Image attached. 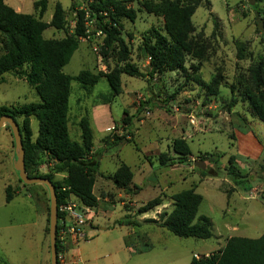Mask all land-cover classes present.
Listing matches in <instances>:
<instances>
[{
    "label": "rangeland",
    "instance_id": "374dc122",
    "mask_svg": "<svg viewBox=\"0 0 264 264\" xmlns=\"http://www.w3.org/2000/svg\"><path fill=\"white\" fill-rule=\"evenodd\" d=\"M36 1L7 0V4L19 13L38 16ZM143 1L138 0L132 6L137 11L134 22L121 19L120 37L128 47L129 62L146 76L122 75L121 93L111 99L106 79L94 87L72 82L70 138L81 142L79 123L88 119L94 147L104 152L94 187L101 198L92 216L94 231L88 232V240L79 246L83 264H191L193 254L218 253L233 237L258 239L264 235V123L252 115L250 103L245 99L246 89L251 87L250 69L264 59V34L258 23L263 22L264 26V2L254 0L251 7L249 0H202L192 18L193 55L187 57L186 70L151 77L149 58L143 51L144 38L152 29L162 34L165 30L162 18L141 7ZM58 3L66 13L67 31L72 33L75 10L86 11V0H48L43 21L51 22ZM86 21L88 38L82 40L64 73L72 77L82 71L109 74L123 67L118 59L119 46L113 44L104 58L105 35H99V25L88 13ZM65 36V31L54 28L44 33L51 40ZM241 45L246 53L242 61L237 58ZM233 97L236 106H231ZM40 102L37 92L20 74L7 75L0 85V107ZM22 121L19 118L20 124ZM6 127L7 132L0 133V263L42 264L44 224L45 244L50 253L49 231L46 232L50 227L49 190L43 185L25 187L21 182L15 170L14 138L9 125ZM31 128L35 140L39 131L36 118L31 119ZM238 132L251 133L256 139L261 147L256 158H248L238 147ZM176 140H185L191 149L183 164L173 149ZM250 148L254 150L253 145H247ZM163 154L174 159L175 165L161 166L159 158ZM231 161L247 176L242 186H236L227 173ZM42 162L39 168L31 170L32 175L49 173L51 163L45 156ZM195 162L205 163L204 171L209 174L203 176ZM121 163L133 172V185L139 187L136 194L127 195L118 189L113 175L108 174L116 172L115 166ZM8 186L20 192L11 203L6 202ZM191 188L204 197L198 218L206 216L212 221L214 235L210 240L179 238L145 222L170 213L173 195ZM155 198L162 199L161 207L136 216L138 209ZM126 219H137L143 223L142 227L134 230L118 224ZM130 231L132 235L136 233L132 238L140 245L138 249L127 247L125 237Z\"/></svg>",
    "mask_w": 264,
    "mask_h": 264
},
{
    "label": "trees",
    "instance_id": "16d2710c",
    "mask_svg": "<svg viewBox=\"0 0 264 264\" xmlns=\"http://www.w3.org/2000/svg\"><path fill=\"white\" fill-rule=\"evenodd\" d=\"M138 0H86V11L75 10V27L72 33L67 31L66 13L61 4L55 5L51 22L43 21L48 9V0H38L34 8L39 15L18 13L0 0V84L9 74H20L27 84L40 97V103H30L20 107H0V118L9 116L20 125L25 149L26 172L30 178L49 179L57 193L58 209L75 197L85 207L97 209L100 201L94 194V187L99 175L100 158L103 151L93 152L94 133L91 122L83 118L80 123L81 142L72 141L69 133L70 97L72 82H79L84 87H94L106 79L111 88L110 99L121 93V76L128 75L143 78L146 75L129 62V51L121 36V19L136 20L137 11L132 8ZM263 3L264 0H257ZM202 0H145L141 7L163 19L165 34L152 29L144 38L143 51L149 58V76L166 72H184L187 57L193 55L191 36L195 32L192 18L200 7ZM257 10V6L255 7ZM87 13L97 21L105 35L102 54L107 58L111 46H119L118 59L123 67L115 68L109 74H93L82 71L72 77L64 73L83 39L88 38L86 27ZM264 21V20H263ZM54 28L65 31L61 40L44 37L46 30ZM237 58H246L245 48H238ZM251 87L246 89V101H249L252 115L264 123V59L250 69ZM233 97L231 106H236ZM19 118H23L20 124ZM31 118L39 122L38 136L33 140ZM128 122V121H125ZM127 124V123H126ZM9 128V127H8ZM120 141L121 139H118ZM113 146L116 143L111 144ZM108 146H110L108 144ZM107 146V147H108ZM112 146V147H113ZM106 147V148H107ZM174 152L179 156V163L186 162L191 149L185 140H176ZM43 156L51 163L48 174H31L32 169L44 163ZM160 165H175L174 159L165 154L159 158ZM47 162V163H48ZM227 168L228 175L236 186H242L247 179L240 173L232 161ZM46 164V163H45ZM207 171H202L207 176ZM62 176L61 180L55 179ZM241 178L236 181L235 178ZM115 186L127 195L136 194L139 187L133 185L134 175L130 167L121 163L112 177ZM245 180V181H244ZM22 182V181H21ZM25 186V185H24ZM39 186V185H32ZM28 187V186H25ZM10 186L6 188V202L11 203L17 196ZM173 210L162 213L159 220H146L165 229L172 235L183 239L210 240L214 233L212 221L206 217L198 218L204 197L194 188L179 192L172 197ZM163 205L161 198L149 201L137 210L140 217L155 211ZM60 227L65 218L58 211ZM120 226L139 229L142 222L135 220L119 221ZM49 229H46V232ZM59 252V246L57 247ZM213 260L204 264H264V235L258 239L233 237ZM191 264H194L192 260Z\"/></svg>",
    "mask_w": 264,
    "mask_h": 264
},
{
    "label": "built area",
    "instance_id": "2783aa9c",
    "mask_svg": "<svg viewBox=\"0 0 264 264\" xmlns=\"http://www.w3.org/2000/svg\"><path fill=\"white\" fill-rule=\"evenodd\" d=\"M101 34L103 33L100 32L99 35ZM58 211L65 218L60 221V227L57 229L58 264H83L79 259L72 260L69 253L72 249L79 247L82 242L88 240V232L80 228V226L87 227L92 225L94 210L83 206L78 200H70L65 205H62ZM69 218L72 219L71 222L68 221ZM220 251L218 253H195L192 260L194 264H204L213 260L216 255H221Z\"/></svg>",
    "mask_w": 264,
    "mask_h": 264
},
{
    "label": "water",
    "instance_id": "95a60500",
    "mask_svg": "<svg viewBox=\"0 0 264 264\" xmlns=\"http://www.w3.org/2000/svg\"><path fill=\"white\" fill-rule=\"evenodd\" d=\"M250 6L254 7L255 3L254 0H249ZM258 16V13H256V17ZM259 29L264 34V26L263 22H259ZM9 125L12 135L14 138V145L16 149V155H17V161L15 164V170L19 173L20 180L26 185V186H32V185H43L46 186L49 190L50 194V227H49V237H50V253H51V264H58L57 259V229H58V222H59V216H58V203H57V193L56 189L53 185V183L46 178H30L26 172V164H25V149L23 144V136L21 133L20 125L18 122H16L13 118L9 116H4L0 118V131L1 129ZM195 165L199 167L202 171L206 169V165L203 162H195ZM69 222L72 221V219H68ZM80 228L89 231H94L93 227L90 226H80Z\"/></svg>",
    "mask_w": 264,
    "mask_h": 264
},
{
    "label": "crops",
    "instance_id": "0c3cea01",
    "mask_svg": "<svg viewBox=\"0 0 264 264\" xmlns=\"http://www.w3.org/2000/svg\"><path fill=\"white\" fill-rule=\"evenodd\" d=\"M5 2H6V4H7V0H5ZM8 5V4H7ZM9 6V5H8ZM12 8V7H11ZM14 9V8H13ZM16 12H18L19 13V10L18 9H14ZM6 78V77H5ZM5 82H3L2 84H4ZM2 84H0V85H2ZM32 119V118H31ZM7 127L6 126H4L2 129H1V131H0V133L1 132H3V131H6L7 132ZM69 133H70V125H69ZM11 134V133H10ZM38 136V135H37ZM37 136L35 137V139L37 138ZM236 143H237V145H238V147H240V149H242L243 150V153L245 154V155H247L248 156V158H256L257 157V151H258V149H261V147H260V145L258 144V142L256 141V139L251 135V133H245V134H243V133H240V132H238V133H236ZM247 145H250V146H252L253 145V147H254V150H251V148L250 149H247ZM93 152L95 153V152H98V150L94 147V150H93ZM103 154H104V152H103ZM106 154H107V152H106ZM246 166H248V165H246ZM116 167V170L115 171H117V169H118V165H116L115 166ZM108 174H111V175H114L115 174V172L114 173H108ZM58 177H62V176H57V178ZM97 180V179H96ZM237 193H239L240 194V191H236ZM20 194V192H18V194L17 195H19ZM94 194L96 195V193L94 192ZM97 196V195H96ZM240 197L241 198H244V196H242V194H240ZM97 198H98V200L100 201V204H101V198L99 197V196H97ZM98 209V208H97ZM93 210H95L96 211V209H93ZM90 227H93V223H92V225L90 226ZM135 230V229H134ZM43 232H44V244H43V246H44V254H45V257H44V263H42V264H50V253H49V251H48V249H47V247H46V244H45V224H44V228H43ZM90 232V231H89ZM136 235V233H134L133 235L131 234V231L129 232V235H127L126 237H125V240H126V242H127V247L128 246H131L132 248H129L130 250L132 249V250H135V249H138V247L140 246L139 244H137V242H136V240H134L132 237H134ZM48 255H49V259H48ZM69 255H70V258L72 259V260H81L82 261V259H81V256H80V254H79V247H77V248H74V249H72L71 251H70V253H69ZM1 264V263H0Z\"/></svg>",
    "mask_w": 264,
    "mask_h": 264
}]
</instances>
